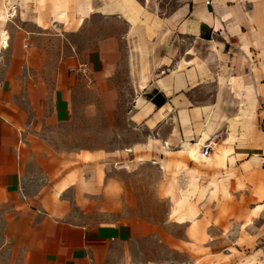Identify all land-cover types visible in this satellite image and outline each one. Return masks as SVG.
<instances>
[{
	"label": "crops",
	"instance_id": "crops-1",
	"mask_svg": "<svg viewBox=\"0 0 264 264\" xmlns=\"http://www.w3.org/2000/svg\"><path fill=\"white\" fill-rule=\"evenodd\" d=\"M176 2L0 0V264H150L134 244L154 225L76 217L114 165L171 155L203 191L224 168L264 183V0ZM122 102L133 143L76 144Z\"/></svg>",
	"mask_w": 264,
	"mask_h": 264
},
{
	"label": "rangeland",
	"instance_id": "rangeland-1",
	"mask_svg": "<svg viewBox=\"0 0 264 264\" xmlns=\"http://www.w3.org/2000/svg\"><path fill=\"white\" fill-rule=\"evenodd\" d=\"M158 1L163 12L178 3ZM129 93L127 87L124 101ZM128 107L120 103L113 119L103 111L97 121L83 119L76 144L117 150L129 146L137 136L128 127ZM166 157L168 163L158 159V164L112 166L107 199H99L92 214L76 217L101 221L125 216L154 225L155 231L134 244L135 254L150 264H264V183L252 185L247 169L236 183L235 170L224 168V175L203 191L187 184V165L172 168L171 155Z\"/></svg>",
	"mask_w": 264,
	"mask_h": 264
},
{
	"label": "built area",
	"instance_id": "built-area-1",
	"mask_svg": "<svg viewBox=\"0 0 264 264\" xmlns=\"http://www.w3.org/2000/svg\"><path fill=\"white\" fill-rule=\"evenodd\" d=\"M220 137H221L220 134H216L212 136L211 139L206 144L203 145L201 151V155L203 158H209L211 156L213 152V148L219 143Z\"/></svg>",
	"mask_w": 264,
	"mask_h": 264
}]
</instances>
